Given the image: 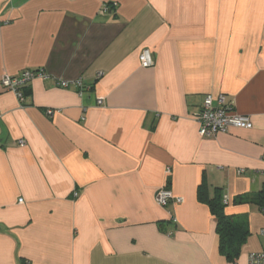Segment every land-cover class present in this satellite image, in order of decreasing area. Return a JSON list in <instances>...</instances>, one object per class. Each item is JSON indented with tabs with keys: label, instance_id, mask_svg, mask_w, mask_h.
Instances as JSON below:
<instances>
[{
	"label": "crops",
	"instance_id": "obj_1",
	"mask_svg": "<svg viewBox=\"0 0 264 264\" xmlns=\"http://www.w3.org/2000/svg\"><path fill=\"white\" fill-rule=\"evenodd\" d=\"M25 69L51 77L22 101L0 83V264H248L264 251V0H0V77ZM78 79L81 95L56 83ZM205 94L252 128L202 138ZM162 187L182 201L159 206ZM200 192L245 222L235 261Z\"/></svg>",
	"mask_w": 264,
	"mask_h": 264
},
{
	"label": "built area",
	"instance_id": "obj_2",
	"mask_svg": "<svg viewBox=\"0 0 264 264\" xmlns=\"http://www.w3.org/2000/svg\"><path fill=\"white\" fill-rule=\"evenodd\" d=\"M106 11V8H104ZM139 62L142 67L153 65V59L148 50H142L139 55ZM51 75L42 69H25L16 75L4 74L0 77V83L3 88L12 91L19 101L24 99L23 90L28 88L34 79L47 80ZM59 87H68L73 83L81 95L85 88L81 79L74 82L57 80ZM98 98V103H101ZM48 114L52 110H47ZM194 121L198 124V134L202 138H214L218 134L226 133L230 129H250L252 121L250 116L236 113L232 105L225 100L224 94H219L216 98L211 94H205L202 97L200 108L193 114ZM24 140H18V144H23ZM181 202L182 198H175L170 190L165 187L159 188L155 195V201L159 206L166 207L172 201ZM21 201V200H20ZM264 214V204L261 208ZM260 235L264 237V228L260 230ZM248 264H264V251L251 252L248 255Z\"/></svg>",
	"mask_w": 264,
	"mask_h": 264
},
{
	"label": "trees",
	"instance_id": "obj_3",
	"mask_svg": "<svg viewBox=\"0 0 264 264\" xmlns=\"http://www.w3.org/2000/svg\"><path fill=\"white\" fill-rule=\"evenodd\" d=\"M30 89L25 88L23 95H29ZM199 198L205 200L209 205L211 212L217 219L216 229L219 236V251L230 261H235L240 253V247L247 238L249 231L245 222H237L231 216L224 212V205L220 196L212 199L208 198L203 192L199 193Z\"/></svg>",
	"mask_w": 264,
	"mask_h": 264
}]
</instances>
